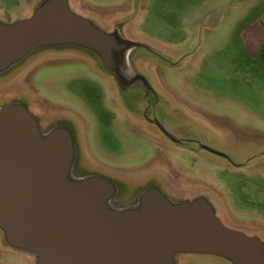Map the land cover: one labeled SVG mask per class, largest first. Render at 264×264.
Returning <instances> with one entry per match:
<instances>
[{
  "label": "water",
  "instance_id": "water-1",
  "mask_svg": "<svg viewBox=\"0 0 264 264\" xmlns=\"http://www.w3.org/2000/svg\"><path fill=\"white\" fill-rule=\"evenodd\" d=\"M25 3L16 18L0 12V256L23 264H264L262 223L230 211L216 188L172 175L164 159L148 174L143 165L107 162L90 148L85 117L29 80L42 57L76 54L108 79L109 106L128 139L133 131L156 150L253 170L264 149L233 161L191 134L170 84L154 71L176 73L192 52L171 60L134 40L127 8L98 18L82 0Z\"/></svg>",
  "mask_w": 264,
  "mask_h": 264
},
{
  "label": "rangeland",
  "instance_id": "rangeland-1",
  "mask_svg": "<svg viewBox=\"0 0 264 264\" xmlns=\"http://www.w3.org/2000/svg\"><path fill=\"white\" fill-rule=\"evenodd\" d=\"M82 1L98 18L131 10L136 16L129 28L132 38L158 48L171 60L192 52L176 73L154 70L170 84L191 134L199 133L205 143L233 161H241L256 147L264 149V42H257L264 34V0ZM25 2L0 0V12L7 20L16 18L26 12ZM82 58L69 52L44 56L29 80L41 96L63 105L69 114L85 117L90 148H101L110 156L103 158L114 165L129 169L143 165V174L154 172L164 159L166 171L191 187L198 181L216 188L230 211L264 226V158H258L259 165L251 171H233L202 161L224 165L211 155L200 159L172 146L164 150L167 153L160 147L156 150L133 131L128 139L119 115L109 106L108 79L93 76ZM24 87L30 90L27 82Z\"/></svg>",
  "mask_w": 264,
  "mask_h": 264
},
{
  "label": "flooded vegetation",
  "instance_id": "flooded-vegetation-1",
  "mask_svg": "<svg viewBox=\"0 0 264 264\" xmlns=\"http://www.w3.org/2000/svg\"><path fill=\"white\" fill-rule=\"evenodd\" d=\"M112 112L115 114V111H114V110H113ZM133 146H134V145H133ZM130 147L132 148V149H131L132 152H135V147H132V146H130ZM94 149H95L96 154L99 155V156H101L102 158H103V157H105L106 159L110 158V156H108L107 153L103 152V150H102L101 148H100L101 150L99 149V150H100V151H99V150L97 149L96 145H95V148H94ZM102 152H103V153H102ZM107 157H108V158H107ZM111 158H112V157H111ZM113 159H114V158H113ZM0 264H23V263H19L18 261H14V262H13V260H10V259L7 258V257H1V256H0Z\"/></svg>",
  "mask_w": 264,
  "mask_h": 264
},
{
  "label": "crops",
  "instance_id": "crops-1",
  "mask_svg": "<svg viewBox=\"0 0 264 264\" xmlns=\"http://www.w3.org/2000/svg\"><path fill=\"white\" fill-rule=\"evenodd\" d=\"M260 31L263 32V30H260ZM257 42L260 44H262L264 42V34L261 35V38H259V40Z\"/></svg>",
  "mask_w": 264,
  "mask_h": 264
}]
</instances>
